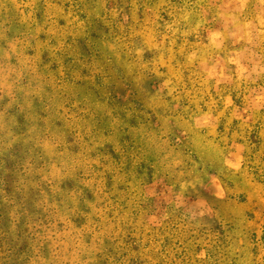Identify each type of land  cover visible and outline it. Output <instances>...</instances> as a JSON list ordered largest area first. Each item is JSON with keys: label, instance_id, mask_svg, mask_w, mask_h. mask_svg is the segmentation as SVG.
I'll list each match as a JSON object with an SVG mask.
<instances>
[{"label": "clouds", "instance_id": "9594fccd", "mask_svg": "<svg viewBox=\"0 0 264 264\" xmlns=\"http://www.w3.org/2000/svg\"><path fill=\"white\" fill-rule=\"evenodd\" d=\"M0 264H264V0H0Z\"/></svg>", "mask_w": 264, "mask_h": 264}, {"label": "rangeland", "instance_id": "374dc122", "mask_svg": "<svg viewBox=\"0 0 264 264\" xmlns=\"http://www.w3.org/2000/svg\"><path fill=\"white\" fill-rule=\"evenodd\" d=\"M61 23L63 22V21H60ZM241 199H243V197H241ZM249 215H251L250 213H249ZM168 241H167V238L165 239V243H167ZM134 248H135V246H134Z\"/></svg>", "mask_w": 264, "mask_h": 264}]
</instances>
